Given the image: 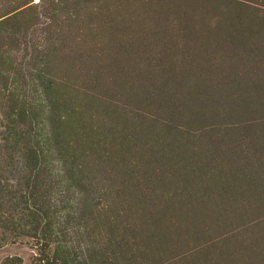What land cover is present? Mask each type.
<instances>
[{
	"label": "rangeland",
	"instance_id": "obj_1",
	"mask_svg": "<svg viewBox=\"0 0 264 264\" xmlns=\"http://www.w3.org/2000/svg\"><path fill=\"white\" fill-rule=\"evenodd\" d=\"M0 264H264V0H0Z\"/></svg>",
	"mask_w": 264,
	"mask_h": 264
}]
</instances>
